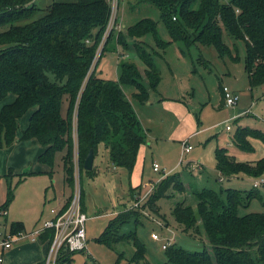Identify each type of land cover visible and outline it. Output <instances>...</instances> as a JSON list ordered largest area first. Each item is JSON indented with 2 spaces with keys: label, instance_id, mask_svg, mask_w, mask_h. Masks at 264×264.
Masks as SVG:
<instances>
[{
  "label": "trees",
  "instance_id": "1",
  "mask_svg": "<svg viewBox=\"0 0 264 264\" xmlns=\"http://www.w3.org/2000/svg\"><path fill=\"white\" fill-rule=\"evenodd\" d=\"M150 1L160 10L172 39H162L158 22L144 17L128 27L126 37L117 34V42L122 46L129 48L127 37L137 39L152 33L160 46L178 40L213 45L221 56L238 59L225 42L224 27L233 38L245 44V69L251 88L264 83V0ZM38 10L35 0H0V100L9 93L15 94L14 100L4 103L0 111V148L18 140L36 138L43 145L37 159L48 166H53L56 154L64 151L65 180L71 188L75 185L76 143L83 168L88 152L93 149L96 154L104 144L110 162L131 173L145 135L124 86H135L136 99L141 103L147 101L149 90L141 82L144 74L151 88H156L162 79L153 56L136 45L134 49L146 66L144 74L136 62L122 60L117 79L103 77L92 66L107 35L111 1H53L40 15H36ZM113 33L105 40L104 50ZM220 89L224 101L222 85ZM30 109L33 111L29 123L18 136V120ZM249 137L264 142V130L239 125L233 142L240 149L253 151L255 147ZM215 157L222 177L264 174V156L255 161L238 160L223 146L216 148ZM47 172L53 176V170ZM87 172L95 175L93 168ZM175 191H185L179 171L160 179L147 205L157 211L158 199L170 197ZM196 195V211L191 205L178 202L172 213L185 231L198 232L202 226L211 250H191L173 243L165 247L167 260L162 264H264V211L239 214L240 206L249 204L253 197H259L264 203L260 189L203 187ZM13 197L10 188L0 211L8 210ZM136 215V208L122 210L109 220L96 241L110 247L119 241H131L134 252L130 264H152L137 231H121ZM24 230L22 220H14L9 225L12 235ZM39 237L49 246L53 230L47 229ZM78 252L84 250L61 247L56 264H74ZM36 264H45V259Z\"/></svg>",
  "mask_w": 264,
  "mask_h": 264
},
{
  "label": "rangeland",
  "instance_id": "2",
  "mask_svg": "<svg viewBox=\"0 0 264 264\" xmlns=\"http://www.w3.org/2000/svg\"><path fill=\"white\" fill-rule=\"evenodd\" d=\"M53 1L76 0H35L39 8L36 15H40ZM110 1L112 14L106 34L114 31L113 38L105 50L107 35L103 38L92 70L103 69V77L116 79L120 62L130 60L136 62L144 74L146 66L134 49L137 45L153 56L162 76L156 88L149 86L145 74L142 78L141 82L149 90L147 101L150 98L153 100L151 106L136 99L134 93L138 89L135 86H124L145 135V143L139 148L133 171L129 173L126 168L112 164L108 152L103 150L104 144H101L94 159L95 175L91 176L79 161L76 143L73 164L75 185L71 188L65 180L62 161L64 151L56 154L53 166H48L37 159V149L42 144L32 138L0 148V206L8 197L10 188L14 193L8 214H0V241L6 236L12 221L22 220L24 232L27 233L36 223L41 224L52 215V207L79 195L81 207L84 204L89 215L88 246L84 252L75 254L74 264H130L134 252L131 241H119L111 247L96 241L109 220L130 207L137 209V215L124 224L121 231H137L146 244L147 258L152 264H162L167 260L164 244L169 246L175 243L191 250H211L202 226L198 232L185 231L175 219L172 209L178 202H183L196 211V191L203 187L217 190L222 187L241 190L253 187L255 176L248 174H239V177L235 176L231 180L227 177L219 179L223 175L216 168L215 150L227 146L238 160L245 161H255L264 156V142L260 139L249 137L255 147L253 151L240 149L233 142V135L239 125L264 130V83L251 88L245 69V44L233 38L224 27L225 42L238 59H232L229 55L221 56L213 45L187 44L178 40L168 46H160L152 33L137 39L127 37L129 48L122 46L117 42V34L122 33L126 37L128 27L144 17L158 22L162 39L168 41L172 37L161 18L160 10L150 0ZM221 85L222 89L223 85L232 88L237 98L234 105H221ZM164 95L170 98L163 99ZM14 98L15 94L9 93L5 102ZM239 108H245L240 117ZM32 111L30 109L19 118L18 136L28 125ZM227 125L232 128L227 129ZM186 139L192 146L189 152L183 151L182 147L181 141ZM188 160L195 162L187 163ZM153 161L158 162L160 171L153 169ZM48 170H53V176ZM176 171L180 172L185 191H175L170 197L158 199L157 211L150 208L147 202L156 184L165 174ZM259 189L264 196V189ZM253 211H264V203L259 197H253L249 204L239 208L241 215ZM152 232L158 233L160 239H154ZM12 247L3 250L0 245V256L4 253V261L0 264H7L8 252Z\"/></svg>",
  "mask_w": 264,
  "mask_h": 264
},
{
  "label": "built area",
  "instance_id": "3",
  "mask_svg": "<svg viewBox=\"0 0 264 264\" xmlns=\"http://www.w3.org/2000/svg\"><path fill=\"white\" fill-rule=\"evenodd\" d=\"M223 94L226 105H234L237 102L236 96L227 85H223ZM227 129L231 126L227 125ZM183 151L189 152L192 149L188 140L182 141ZM153 169L160 171L158 162H153ZM253 187L264 189V174L253 179ZM51 216L44 219L42 223L30 232L31 240H40V234L47 229L53 230V239L47 247L45 264H56V259L61 247H67L72 251L86 250L88 246L87 221L89 215L81 207L79 195L75 196L66 206L65 202L59 203L58 206L50 209ZM8 210L0 211V214L6 215ZM27 233L21 231L12 235L7 231L6 236L0 241L3 250L7 249L11 243L19 238H23ZM154 239H160V235L152 232ZM163 247H166L164 244ZM3 261V254L0 256V262Z\"/></svg>",
  "mask_w": 264,
  "mask_h": 264
},
{
  "label": "crops",
  "instance_id": "4",
  "mask_svg": "<svg viewBox=\"0 0 264 264\" xmlns=\"http://www.w3.org/2000/svg\"><path fill=\"white\" fill-rule=\"evenodd\" d=\"M97 73L100 75L104 74V70L103 69L97 70ZM119 73L120 72L118 70L117 71V78L119 77ZM221 94H222V92H221ZM165 98H170V97H167L164 95L163 99H165ZM5 99L6 98H4L3 100H0V111H1V108H2L4 103L11 102V101L5 102ZM222 101H223V97H222ZM143 104H146V106H151L153 104L152 98H150V100L146 101V103H143ZM221 105H225V99L223 102H221ZM240 109L245 111V108H239V110ZM239 110H238V117H240V114L243 112V111H239ZM32 139L37 140L36 138H32ZM186 140H188V139H186ZM20 142L21 141L18 140V143L17 142L16 143L19 144ZM13 145H15V144L13 143ZM104 147H105V145H104ZM37 150H38L37 154L39 155V153L43 150V146L42 145L38 146ZM103 150H106L108 152V149L106 147ZM37 158H38V156H37ZM189 161H190V163L195 162L193 160H188L187 163ZM166 172L168 173V171H166ZM218 173L220 174V171H218ZM232 178H235V177H232ZM232 178H230L228 180H231ZM219 179H222V176L219 177ZM38 224L39 223H36L32 229L28 230L27 235L25 237L21 238L22 240H19L20 239L19 238V239L15 240L11 243V245L8 248L12 247V245H14V246L8 252L7 264H36L38 262H42L46 258L47 247H48L47 244L45 242L39 240V239L38 240H31L32 235L30 234V232L33 231L36 227H38L40 225V224L39 225ZM26 238H29V239L25 240ZM4 250H6V249H4ZM2 254H4V253H2ZM3 261H4V256H3ZM2 262H0V263H2Z\"/></svg>",
  "mask_w": 264,
  "mask_h": 264
},
{
  "label": "water",
  "instance_id": "5",
  "mask_svg": "<svg viewBox=\"0 0 264 264\" xmlns=\"http://www.w3.org/2000/svg\"><path fill=\"white\" fill-rule=\"evenodd\" d=\"M110 33H111V31L107 34V37L110 35ZM107 37H106V39H107ZM239 111H243V110L240 109ZM94 159H95V153H94V150L91 149L85 158L84 168L87 170H91L94 166Z\"/></svg>",
  "mask_w": 264,
  "mask_h": 264
}]
</instances>
